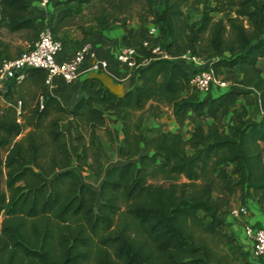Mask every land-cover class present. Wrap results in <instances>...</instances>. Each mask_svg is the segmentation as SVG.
I'll use <instances>...</instances> for the list:
<instances>
[{
	"label": "trees",
	"instance_id": "16d2710c",
	"mask_svg": "<svg viewBox=\"0 0 264 264\" xmlns=\"http://www.w3.org/2000/svg\"><path fill=\"white\" fill-rule=\"evenodd\" d=\"M188 3L203 4L198 18L184 10ZM83 9L98 29L119 24L123 44L131 43L134 21L154 22L170 57L150 58L142 47L138 85L120 95L86 76L72 108L47 92L42 67L1 82L0 232L8 239L0 235V264H255L231 253L236 238L222 226L234 185L243 194L260 190L264 202V0H162L160 7L156 0H55L48 19L55 37ZM224 11L233 14L216 17ZM2 30L25 48L37 39L28 0H0V59L12 55L13 42ZM202 50L215 76L238 68L240 89L201 97L178 57ZM250 91L260 117L240 105L228 123L238 96ZM150 101L168 107L179 126L193 111L189 136L162 130L141 139ZM106 109L121 115L124 161L105 169L97 130L114 141ZM225 162L239 175L233 184ZM83 172L102 176L98 190Z\"/></svg>",
	"mask_w": 264,
	"mask_h": 264
},
{
	"label": "crops",
	"instance_id": "0c3cea01",
	"mask_svg": "<svg viewBox=\"0 0 264 264\" xmlns=\"http://www.w3.org/2000/svg\"><path fill=\"white\" fill-rule=\"evenodd\" d=\"M31 8L33 10V18L36 24L39 26L43 22H48V19L51 15L52 10L54 9L55 0H52L47 6H40L37 3V0H28ZM158 7H160L162 0H156ZM194 7H197L200 12L196 13L194 11ZM203 9V4L201 3H188L184 6V10L189 12L194 19L198 18ZM233 13L229 11H224L218 13L216 17H228ZM150 21L145 23H139L134 21L133 25V35L131 38V43L135 46H138L142 39H148L150 41H159V34H149L147 32V27ZM78 24H72L65 26L63 31L61 32V40L63 42V49L57 54V59L61 60L70 55L73 50L83 41H89L91 44L90 54H88L83 62L80 65V73L77 78L72 81L66 82L61 77H58L54 80L51 89L47 90L49 94L56 95L61 102L69 108H72L78 98L81 96L80 85L82 80L88 76L95 74L97 75L103 85L113 91L114 93L120 95L128 88H133L138 85L137 78V70L141 66L139 64L136 68H131L127 64L120 62L116 55L123 45L122 35L124 33L123 28L117 24L112 23L107 27H103L98 29L96 26L93 28H81L80 31L76 28ZM85 30V31H84ZM82 32V33H80ZM4 39L7 37L3 36ZM19 42L22 43V40L19 39ZM16 53V52H15ZM13 53V54H15ZM99 58H105L107 61L106 66H101L98 69L93 68V64ZM234 71V76L236 79L239 78L240 72L238 68L235 66L232 68ZM231 69V70H232ZM219 74L218 77H224L226 73ZM263 74V73H262ZM232 76H227L226 79L230 80ZM264 77V75H263ZM236 84V82H234ZM251 89V87H248ZM235 89H240L236 85ZM216 84H213L211 88L206 92L201 94V97H211L216 93L222 91ZM150 105V106H149ZM240 105H244L248 109L249 116L253 119H258L261 115L260 110L256 107L255 101V92L250 91L249 93H241L238 96L236 103L232 106L229 115L227 116L226 121L228 123L232 122V117L239 108ZM150 107L147 111L149 112H160L161 109L155 106V103L150 101L148 103ZM168 108V107H166ZM170 119L169 124L170 127L163 130H173L181 132L185 137H188L197 118L193 111H188V117L185 120L182 126H179L175 119L173 118L171 111L169 109ZM106 123L108 127L112 130L113 136L115 138V143H118L119 146L123 145L124 142V128L121 122V115L118 111L113 109L105 110ZM147 118V117H146ZM145 118V122L147 119ZM209 120H202L201 122L204 124ZM149 123V121H147ZM155 125V124H153ZM186 128V129H185ZM184 129L187 131L184 133ZM103 129L97 130V141L101 148L103 155L107 158L104 148L99 142L100 133L103 132ZM159 133V132H158ZM157 133V134H158ZM156 135V134H155ZM118 139V142L116 140ZM114 146V145H113ZM112 148V146L110 145ZM264 149V143H263ZM122 162H107V167L112 164H117ZM223 166L231 172L230 182L233 184L238 179V173H233V163L225 162ZM106 167V168H107ZM105 168V169H106ZM225 183V181H224ZM239 189V190H238ZM239 191V192H237ZM260 190H248L245 191L244 194L239 186L234 185L232 187L231 195L235 198L231 202L230 207L239 206L240 204H246L248 207L247 214H240L237 216L232 215L228 211L223 215L224 223L223 229L228 233L235 236V248L231 250V253L237 256L240 259H251L250 248H251V240L247 237L244 231V225L247 221L254 222L257 225L264 226V211L261 209V202L259 201ZM4 233V232H2ZM6 240V239H5ZM255 264H264V255H262Z\"/></svg>",
	"mask_w": 264,
	"mask_h": 264
},
{
	"label": "built area",
	"instance_id": "2783aa9c",
	"mask_svg": "<svg viewBox=\"0 0 264 264\" xmlns=\"http://www.w3.org/2000/svg\"><path fill=\"white\" fill-rule=\"evenodd\" d=\"M52 0H37L40 6H47ZM37 39L25 49L19 52L4 56L0 59V86L5 78H21L24 69L30 66L42 67L45 70L44 85L47 90L51 89L54 80L61 77L64 81L69 82L79 76L80 65L85 57L90 54L91 44L89 41L81 42L73 52L66 58L58 60L57 54L63 49V42L60 38L55 37L48 22H43L39 26ZM147 32L149 34L158 33L156 24L152 21L148 24ZM151 52V57H170L169 53L164 50L159 41H150L142 39L138 46L123 44L118 51L116 58L131 68H136L139 64L137 57L142 55L141 49ZM144 58L142 62L147 61ZM178 61L191 74L190 81L197 88L200 94L206 93L213 84L221 89H235L236 84L223 77L213 74L209 67V62L203 60L200 55L192 54L189 51L181 54ZM105 58H99L93 64L94 69L106 66ZM264 211V202L261 204ZM234 216L247 214L248 207L246 204L230 207L228 210ZM244 231L251 240L250 261L256 263L264 255V226L257 225L254 222L247 221L244 225Z\"/></svg>",
	"mask_w": 264,
	"mask_h": 264
},
{
	"label": "rangeland",
	"instance_id": "374dc122",
	"mask_svg": "<svg viewBox=\"0 0 264 264\" xmlns=\"http://www.w3.org/2000/svg\"><path fill=\"white\" fill-rule=\"evenodd\" d=\"M194 8H195L194 11L196 13L200 12L197 7H194ZM76 20H77L76 24H78V26H76V28L79 31L81 28H93V27H95V24L91 19V15H90V13H88L87 9H83L82 12L77 16ZM247 24H249V23L247 22ZM80 33H82V32H80ZM1 35H2V37L3 36L10 37V39L13 40L12 46L10 47V50H9V52L11 54L15 53L16 50L19 49V46H20V49L21 48L25 49V46L22 45L23 43L19 42V38H17L18 37L17 34H14V35L10 34L9 35L8 33L4 32V30H2ZM206 53H207L206 50H202V55H200V57L207 62L208 59L206 57ZM259 64L262 68L263 75H264V56L259 59ZM233 73H234L233 69L232 70L230 69V70H228V72L226 73V75L223 78L226 79L227 76H232V77H229V78H231L230 82H232V83L236 82L237 79H236V77H233L234 76ZM149 106H148V109L150 108ZM146 117L145 118L147 119V121H149V123H147V121L144 123V127L142 128V130L140 132L141 139L153 137L155 134L162 131L163 129L170 127V124H169V119H170L169 108L162 107L160 112H152V113L149 112L148 114L146 113ZM153 124H155V125H153ZM63 127L67 131L70 144L72 145L70 127L66 122L63 123ZM185 129H184V133L186 134L187 131ZM99 142L101 143L102 147L104 148L106 156H108L106 158L105 155H103L104 168L107 167V165H108L107 162H112V161L123 162L124 161V158L122 157V155L120 153L121 146H119L118 143H115V138H114L113 142L108 141L107 136H106L105 132L103 131L100 133ZM116 142H118V139L116 140ZM110 145L112 146V148L110 147ZM81 176H82V179L84 181L88 182L93 188H95L96 190L99 189L102 176L97 177V176L91 175L88 172H83L81 174ZM237 192H239V191H237ZM233 200H235V198L231 195V202ZM0 235L3 239H8V235L5 232L4 233L0 232Z\"/></svg>",
	"mask_w": 264,
	"mask_h": 264
},
{
	"label": "water",
	"instance_id": "95a60500",
	"mask_svg": "<svg viewBox=\"0 0 264 264\" xmlns=\"http://www.w3.org/2000/svg\"><path fill=\"white\" fill-rule=\"evenodd\" d=\"M6 88H7V84H3L0 86V90L2 91L6 90Z\"/></svg>",
	"mask_w": 264,
	"mask_h": 264
}]
</instances>
